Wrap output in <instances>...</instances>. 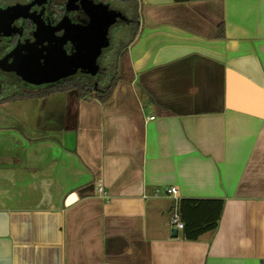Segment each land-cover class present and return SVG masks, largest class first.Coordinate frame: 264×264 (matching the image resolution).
Instances as JSON below:
<instances>
[{
  "label": "crops",
  "instance_id": "crops-1",
  "mask_svg": "<svg viewBox=\"0 0 264 264\" xmlns=\"http://www.w3.org/2000/svg\"><path fill=\"white\" fill-rule=\"evenodd\" d=\"M131 30L107 102L0 103V264H264V0H138ZM183 200L217 230L173 237Z\"/></svg>",
  "mask_w": 264,
  "mask_h": 264
},
{
  "label": "flooded vegetation",
  "instance_id": "flooded-vegetation-1",
  "mask_svg": "<svg viewBox=\"0 0 264 264\" xmlns=\"http://www.w3.org/2000/svg\"><path fill=\"white\" fill-rule=\"evenodd\" d=\"M80 2L76 0L72 7L74 17L82 9ZM68 5L69 0H0V103L30 95L39 97L44 91L67 81L90 77L74 75L61 84L35 92L25 89L18 78V75L37 69L40 66L37 59L43 63L49 54L72 50L71 43L63 46L64 33L58 30L59 23L67 14ZM101 74L102 68L99 78Z\"/></svg>",
  "mask_w": 264,
  "mask_h": 264
},
{
  "label": "water",
  "instance_id": "water-1",
  "mask_svg": "<svg viewBox=\"0 0 264 264\" xmlns=\"http://www.w3.org/2000/svg\"><path fill=\"white\" fill-rule=\"evenodd\" d=\"M75 1L69 0L67 14L58 26V30L64 33L63 46L71 43L72 50L49 54L43 63L37 59L40 64L37 69L31 66L32 72L18 75L25 89L32 92L48 89L72 79L74 75H88L94 81L99 79L101 67L98 61L110 46V31L119 23L126 22V19L122 12L96 0H81L82 9L74 17L72 7ZM177 233L173 230V237Z\"/></svg>",
  "mask_w": 264,
  "mask_h": 264
},
{
  "label": "trees",
  "instance_id": "trees-1",
  "mask_svg": "<svg viewBox=\"0 0 264 264\" xmlns=\"http://www.w3.org/2000/svg\"><path fill=\"white\" fill-rule=\"evenodd\" d=\"M118 4H123L122 12L126 22L125 24H135L138 22V0H119ZM122 2V3H121ZM132 35V30L128 35ZM134 33V32H133ZM136 35L125 44V36H118L116 44L110 39V46L100 59L99 65L102 68V74L97 81L90 77H81L65 82L63 85L44 91L39 97H45L53 93L76 92L78 98L82 101L97 100L100 103L107 102L113 93L115 87L121 83H133L134 72L128 54V47L132 44ZM110 38V37H109ZM223 39V35L219 36ZM222 211V204L217 201H195L183 200L178 205V214L180 222L184 225V238L190 242L198 241L205 234L215 232L218 228Z\"/></svg>",
  "mask_w": 264,
  "mask_h": 264
},
{
  "label": "rangeland",
  "instance_id": "rangeland-1",
  "mask_svg": "<svg viewBox=\"0 0 264 264\" xmlns=\"http://www.w3.org/2000/svg\"><path fill=\"white\" fill-rule=\"evenodd\" d=\"M107 7L113 9V10H122L124 7H123V4H118L117 1L119 0H101ZM122 3V2H121ZM135 27V24H131V25H128V24H125V23H119L117 26L113 27L110 31V34H109V37L111 39V41L113 42V44H116L117 41H118V36L120 35H124L125 38L127 40H125V44H127L131 38L133 37L134 34H130L128 35V31H130V29L134 28ZM102 61L100 60V63Z\"/></svg>",
  "mask_w": 264,
  "mask_h": 264
},
{
  "label": "built area",
  "instance_id": "built-area-1",
  "mask_svg": "<svg viewBox=\"0 0 264 264\" xmlns=\"http://www.w3.org/2000/svg\"><path fill=\"white\" fill-rule=\"evenodd\" d=\"M97 191L99 193L103 192L102 182H100V181L97 182ZM166 195L173 198L177 202V191H176V189H174V188L168 189L166 191ZM169 224L173 230H176V231H184L185 230L184 225L180 222L177 209L174 210Z\"/></svg>",
  "mask_w": 264,
  "mask_h": 264
}]
</instances>
